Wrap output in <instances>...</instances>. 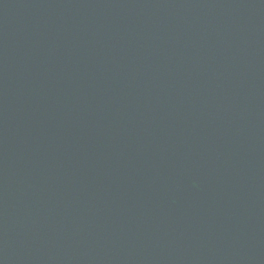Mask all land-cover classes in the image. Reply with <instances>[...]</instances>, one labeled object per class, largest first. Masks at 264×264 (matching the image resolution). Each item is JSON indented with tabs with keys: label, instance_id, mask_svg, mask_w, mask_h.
<instances>
[{
	"label": "water",
	"instance_id": "obj_1",
	"mask_svg": "<svg viewBox=\"0 0 264 264\" xmlns=\"http://www.w3.org/2000/svg\"><path fill=\"white\" fill-rule=\"evenodd\" d=\"M0 264H264V0H0Z\"/></svg>",
	"mask_w": 264,
	"mask_h": 264
}]
</instances>
